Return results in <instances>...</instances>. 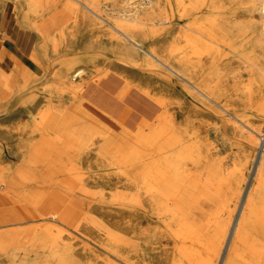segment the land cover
<instances>
[{"label": "bare ground", "instance_id": "bare-ground-1", "mask_svg": "<svg viewBox=\"0 0 264 264\" xmlns=\"http://www.w3.org/2000/svg\"><path fill=\"white\" fill-rule=\"evenodd\" d=\"M8 1L0 0L2 10ZM11 1L20 25L38 31L42 41L25 57L5 40L15 63L7 73L0 71V91L7 90L3 97L9 90L30 88L38 80L28 75L32 71L40 80L32 87V102L14 97L0 114V135L15 145L20 158L0 169L1 200L14 204L0 212V222L10 221L0 226L2 256L11 264H160V253L154 252L158 241L151 239L166 225L183 251L184 258L174 264H264V128L247 187L233 191L234 198L218 207V220H199L200 228L192 212L181 216L169 205L177 202L170 171L185 132L174 81H184L189 95L200 93L219 104V93L229 91L251 110L246 121L237 117L250 138L264 124V0ZM40 9H55L52 19L72 18L73 26L51 36ZM77 28L95 37L93 44L108 36L113 58L102 52L68 55L49 71V45L56 47ZM238 41L241 60L233 66L231 60L224 62L226 48ZM112 73L124 79L119 99L141 86L163 102L165 111L132 127L134 120L125 122L82 95L90 81ZM230 73L234 80L228 84ZM69 153L75 159L66 160ZM90 156L104 165L125 161L127 187L108 176L106 186L89 190L80 168ZM248 157L246 152L239 159V169ZM106 190L108 198L139 207L140 218L150 226L128 231L118 219L92 214L90 196H105ZM203 206L198 207L201 215Z\"/></svg>", "mask_w": 264, "mask_h": 264}, {"label": "rangeland", "instance_id": "rangeland-1", "mask_svg": "<svg viewBox=\"0 0 264 264\" xmlns=\"http://www.w3.org/2000/svg\"><path fill=\"white\" fill-rule=\"evenodd\" d=\"M130 1L134 3L138 0ZM5 7L9 10L5 13V20L1 24L2 29L6 27V19L13 14L14 1L9 0ZM43 7L44 6H41V8ZM3 11L4 9L2 10V5L0 3V18ZM40 11L42 21L44 22L47 20L46 27H49L51 36L59 29H69L73 26L72 18L63 22L59 19H52L53 16L50 17V15L57 13L55 9L48 12L46 9H40ZM8 32L13 34V31L10 29ZM36 34L37 42H41L42 38L39 32L36 31ZM30 37V40H33L36 38V35L32 33ZM95 39V37L86 33L84 28H77L75 34L66 35L63 41L59 42L56 47L50 44L48 48V58L45 63L49 66V71L56 70L64 57L68 55L71 56L75 54V56L80 57L91 56L94 53L97 54L102 52V54L106 53L113 58L114 55L111 51L112 48L109 37L103 35L96 40V44H93ZM240 45L238 41L234 42L230 49L226 48L227 53L224 62L231 60L233 66L237 65V62L241 60L239 57L241 52ZM164 71H162V73ZM7 72L8 71H6V73ZM235 72L236 70H233V73ZM28 75L32 79H38L37 81L40 80V74L36 71L28 73ZM229 75H226V78L228 77V84H231L234 78L231 77V73ZM109 78L114 80L118 87L124 83V79L115 73H112ZM178 80L179 81H174L171 86L176 96L178 118L184 125L185 132H183L182 135L183 139L180 147V155L177 157L175 167L170 171V174L172 172L175 173L174 185L178 195L177 202L170 203L169 205L172 208H176L178 214L181 216L186 217L187 214L189 215V211L192 212V216L197 217L193 219V222L197 223L200 227L199 220L206 221L209 217H213V222L214 220H218L215 215L218 211V207L222 206L226 199L234 198L233 191L238 192L240 190L242 192L247 187L248 178L253 171L252 166L259 143V133H261L264 128V124L260 127L258 135L253 134L254 137L252 138L254 139L250 138L248 136L249 130L240 120L246 121L251 115V110L242 104H238L235 99L230 96L231 94L229 91L219 93V99H221V104H219L200 93H197V96L189 95L183 91L182 84H184V81L180 78H178ZM37 81L33 82L30 88L9 90V96L7 98L3 97L4 93H7V90H4V93H2L1 90L0 114L2 113L1 110L4 108V105L14 97L22 98L27 103H30V101L32 102L30 99L34 94L32 87L34 88L37 86L35 85ZM90 83L99 82L90 81L88 84ZM132 90L140 91L155 103V109H153V111L150 110L149 115L146 113L147 115L145 114V116L137 119L136 122L134 121L131 125L132 127H135L143 118L156 119L165 111L163 102L154 96L148 95L141 86H133L129 92ZM82 95L88 98L84 90ZM89 100L92 101L91 99ZM38 101L44 104L48 103V101L43 99H39ZM92 102L99 106V104L94 101ZM52 103L59 104V101L54 100ZM222 106L229 108L230 113ZM237 117H239L240 120ZM25 119L24 117V120ZM0 134H2V132H0ZM2 135H0V143L2 145L0 152V169L8 163L16 165L20 162L18 149L14 147L15 145H11ZM262 141H264V130ZM246 152L249 153L248 162L242 169H239V159L244 157ZM74 156L75 155L69 153L66 156L64 155V158L66 160L75 159ZM101 160H96V157L90 156L89 161H83L80 172L84 175L85 183L90 185L88 189L91 190L101 187L104 185L103 182L108 176L112 178L113 182L120 181L118 184H120L122 188H126L127 186H125L124 182L127 180L123 172L127 167L125 161L119 163L113 161L109 165H104L101 163ZM40 168H45L43 163L40 164ZM46 173L49 178L48 172ZM37 188L39 189L40 187H36V189ZM107 191L108 190H106L105 196H100L98 194L93 197L90 196L89 210L92 214L99 218L118 219L119 227L124 226L128 231L133 230L134 226L136 229H138L140 225L145 228L150 226L144 218H140L142 210H140L139 207H136V205L130 202L126 203L121 200L110 199L108 198L109 195ZM200 203H205L203 208H205L206 213L202 215L198 213V207L201 205ZM12 205L14 204L6 203L2 201L0 197V212L7 210ZM9 222L10 221L0 222V226ZM213 227L214 224L210 225V229ZM171 230L170 227L165 225L161 232H158L156 239H151L152 241H158L154 249L155 251H153L160 253V264H174V260L184 258L180 244L176 245L169 236ZM153 254L154 253H152V256ZM150 258L151 255L148 259ZM0 264H11V262L0 253Z\"/></svg>", "mask_w": 264, "mask_h": 264}, {"label": "crops", "instance_id": "crops-1", "mask_svg": "<svg viewBox=\"0 0 264 264\" xmlns=\"http://www.w3.org/2000/svg\"><path fill=\"white\" fill-rule=\"evenodd\" d=\"M8 10L5 7L0 18V71L4 73L9 71L15 63L13 57L5 50L6 39L17 49L20 56L25 57L31 53L37 41L36 31L20 25L14 10H12L13 14L6 19V27L1 28V24L5 20V13ZM9 29L13 31V34L8 32ZM32 33L36 35V38L30 40ZM118 90H120V87L116 82L109 77H105L99 83L88 84L84 89V93L100 107L125 122L136 121L145 116L146 113L149 115L150 110L155 109L154 101L140 91L132 90L121 100L116 96Z\"/></svg>", "mask_w": 264, "mask_h": 264}]
</instances>
